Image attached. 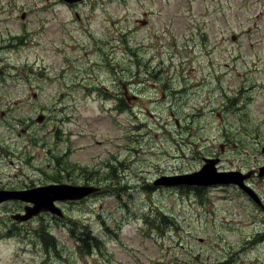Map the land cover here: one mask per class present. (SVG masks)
I'll list each match as a JSON object with an SVG mask.
<instances>
[{
    "label": "rangeland",
    "instance_id": "374dc122",
    "mask_svg": "<svg viewBox=\"0 0 264 264\" xmlns=\"http://www.w3.org/2000/svg\"><path fill=\"white\" fill-rule=\"evenodd\" d=\"M263 149L264 0H0V189L101 188L2 203L0 264H264L245 189L173 186L219 158L264 204Z\"/></svg>",
    "mask_w": 264,
    "mask_h": 264
},
{
    "label": "water",
    "instance_id": "95a60500",
    "mask_svg": "<svg viewBox=\"0 0 264 264\" xmlns=\"http://www.w3.org/2000/svg\"><path fill=\"white\" fill-rule=\"evenodd\" d=\"M66 1L74 2L77 0ZM219 161V158H208L200 170L177 176L182 178L173 181V184L211 185L236 183L245 189L259 205L264 206L255 190L244 184V181L250 175L245 176L239 170L220 171L218 170ZM259 175L264 176V167L261 168ZM156 183L167 184L168 182L163 179L162 181L156 180ZM97 191H99V187L94 185H75L71 183H48L24 189H0V205L9 200L26 202L24 213L12 215L13 218L20 221H26L42 212H52L64 216L62 209L57 205L58 201L81 200Z\"/></svg>",
    "mask_w": 264,
    "mask_h": 264
},
{
    "label": "trees",
    "instance_id": "16d2710c",
    "mask_svg": "<svg viewBox=\"0 0 264 264\" xmlns=\"http://www.w3.org/2000/svg\"><path fill=\"white\" fill-rule=\"evenodd\" d=\"M86 233L87 234H83L84 236H81V237H79V242L80 243H82L83 245H86L88 248L86 249L87 251H90L91 250V246H93V247H96V246H98L99 245V243L98 242H100V241H97V240H95L94 238H93V240H91V241H88L87 239H88V237H91L90 236V233H88V231H86ZM45 237H47V235L45 234ZM93 241H95V243H93Z\"/></svg>",
    "mask_w": 264,
    "mask_h": 264
},
{
    "label": "flooded vegetation",
    "instance_id": "af4514ba",
    "mask_svg": "<svg viewBox=\"0 0 264 264\" xmlns=\"http://www.w3.org/2000/svg\"><path fill=\"white\" fill-rule=\"evenodd\" d=\"M193 172V171H192ZM253 176V175H252ZM251 176V177H252ZM250 178H248L247 180H246V182H248V180H249ZM163 180V179H162ZM161 180V181H162ZM248 184H249V182H248ZM77 185V184H76ZM80 185H84V184H80ZM155 186H158V187H160V186H164V185H162V184H157L156 183V181H155V184H154ZM181 185H187V186H189V187H193V188H205V187H207V186H205V185H189V184H181ZM181 185H177V186H181ZM96 187H98V186H96ZM100 187H99V191H100ZM99 191H97V192H95V193H98ZM94 193V194H95ZM260 207L264 210V206H262V205H260Z\"/></svg>",
    "mask_w": 264,
    "mask_h": 264
}]
</instances>
